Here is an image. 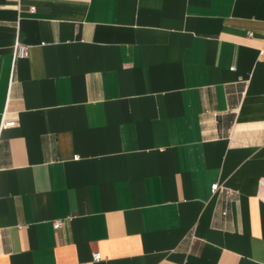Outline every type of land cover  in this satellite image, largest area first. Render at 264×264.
I'll return each mask as SVG.
<instances>
[{
    "label": "crops",
    "instance_id": "0c3cea01",
    "mask_svg": "<svg viewBox=\"0 0 264 264\" xmlns=\"http://www.w3.org/2000/svg\"><path fill=\"white\" fill-rule=\"evenodd\" d=\"M262 47L264 0H0V264H264Z\"/></svg>",
    "mask_w": 264,
    "mask_h": 264
},
{
    "label": "built area",
    "instance_id": "2783aa9c",
    "mask_svg": "<svg viewBox=\"0 0 264 264\" xmlns=\"http://www.w3.org/2000/svg\"><path fill=\"white\" fill-rule=\"evenodd\" d=\"M260 54L264 55V47L260 48ZM29 55V46L22 42H16L15 44V50H14V56H23L26 57ZM16 123V120L14 118H6L5 115H3L1 121H0V128L6 127V126H12ZM77 155H75L76 157ZM221 186L219 185V182L216 180L211 183V189L212 191H216ZM63 220L61 218H58L54 220V227L57 228L62 224ZM100 257V253L98 251H95L93 253V259H97Z\"/></svg>",
    "mask_w": 264,
    "mask_h": 264
}]
</instances>
